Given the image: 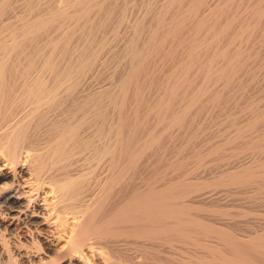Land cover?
Here are the masks:
<instances>
[{
    "label": "bare ground",
    "instance_id": "obj_1",
    "mask_svg": "<svg viewBox=\"0 0 264 264\" xmlns=\"http://www.w3.org/2000/svg\"><path fill=\"white\" fill-rule=\"evenodd\" d=\"M62 3L9 30L0 0V264H264L206 195H264V0L148 4L119 49V0Z\"/></svg>",
    "mask_w": 264,
    "mask_h": 264
},
{
    "label": "rangeland",
    "instance_id": "obj_2",
    "mask_svg": "<svg viewBox=\"0 0 264 264\" xmlns=\"http://www.w3.org/2000/svg\"><path fill=\"white\" fill-rule=\"evenodd\" d=\"M29 1L30 0H15V1L13 0L12 6L14 8H12V10L9 11L8 14L4 17L5 19H3L5 21L4 23L9 28V30L11 28L12 29L15 28L17 25H20L21 24L20 22H22L24 20L25 21H27V20L32 21L33 19H35V17L38 15V13H41L40 11H42V10L46 11L47 8L48 9L50 8V6L53 9H58V7H56V5L59 3L61 6L63 4L62 2H64V0H34L35 2L33 0H31V2H34V5L36 7L33 6V4H32V7H34V9L33 8L29 9L28 5H27ZM151 1L153 2V4ZM165 1L166 0H131V1L130 0L129 1L119 0V7L117 10V15H116L118 18V19L116 18L118 20V22H115L116 24H114L113 27L115 28L114 29L115 32L119 33L121 38L120 39L118 38L119 40L117 39L118 41L113 43L114 48L119 49V47L122 46L123 39H124L123 36H125V34L128 33L127 30H129V25L132 22H134L135 19L139 18L143 14V12H144L143 10H145L146 5L149 4L152 7H156L157 5L160 6ZM156 3H158V4H156ZM59 4L57 6H59ZM60 6H59V8H60ZM122 6H123V9L126 8V10L125 9L124 10H125L126 15H127V19L123 23L119 19V16L121 17L123 14V12L121 10ZM37 9H38V11H37ZM44 11H42V12H44ZM121 12H122V14H120ZM67 26H68V24H67ZM63 27H65V26H63ZM113 27L111 29H113ZM119 27H121V29ZM111 29H110V31H111ZM110 55H111L110 50L105 51V52H103V54L100 55L99 60H97L98 62L96 63L95 69H93L94 71L89 73L90 75L88 74L87 81L84 85L85 90L86 89L91 90V89H95V88H103V87L108 86V82H109L108 80H109L110 73L114 69V65L109 63L110 62L109 61ZM263 81H264V78L260 79V77H259L258 79H256V81H253L255 83L251 82L252 85H251V83L247 85V87L244 91V94L246 93L245 96H246V99L248 101H250V100L253 101L255 98H257L256 95L257 96L259 95L258 84L259 83L261 84V82L264 83ZM262 104L264 105V100L262 101ZM215 126H212L208 130H205L202 137L209 136L212 133L217 132V130L222 129L221 125H215ZM231 130L232 129H229L228 132L232 133ZM206 131L209 133H207L205 135ZM232 131H234V129ZM200 139H198V141ZM261 156L264 157V151L261 152ZM246 190L247 189H245V188L236 187V188H233V190H231V191L229 190L228 192L222 191V190H221V192L220 191H214V192L212 191V192H208L206 195H207V197L209 196V198L214 197V198L220 199L221 204L228 211V213L233 214V215L239 213L243 209L252 210L253 213L247 215L246 217L243 216V218L238 217L234 220H230V221H232L231 223H236L237 225H239V227L242 230L249 232V231H253L255 227H258L260 225L262 226L264 224V195L261 194L262 197L260 199H258V201H253V200L251 201L250 199H248L249 197L246 196V195H248L247 194L248 192ZM63 244L64 243H60L59 245L56 246V248L55 247L54 248L56 250L58 249V252H59L61 250V246H63ZM129 251L131 253H133V251H135V250L133 248L129 247ZM87 254L92 261H94V262L96 261L97 264H102L100 262V258H98V257L94 258V256L90 255V253H87ZM163 255H164V257L168 258L167 254L165 252ZM137 257L138 256H136V258ZM115 260H117V259L115 258ZM118 264H124V263H123V261H120Z\"/></svg>",
    "mask_w": 264,
    "mask_h": 264
},
{
    "label": "clouds",
    "instance_id": "obj_3",
    "mask_svg": "<svg viewBox=\"0 0 264 264\" xmlns=\"http://www.w3.org/2000/svg\"><path fill=\"white\" fill-rule=\"evenodd\" d=\"M53 203H55V201H53ZM49 219H51V217H49ZM65 219H66V218H65ZM55 223H60V219L58 218V219L55 221ZM4 238H5V237L3 236V234H0V245H2V243H3V239H4ZM31 239H32L33 247H35L36 245H39V244L41 243V241H40L39 239H37L36 236L31 237ZM24 248H25V249L28 248L27 243H24ZM40 251L42 252V251H44V249L41 248ZM39 255H40V253L38 252V253L36 254V256L39 257ZM14 264H15V262H14Z\"/></svg>",
    "mask_w": 264,
    "mask_h": 264
}]
</instances>
